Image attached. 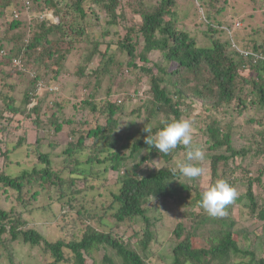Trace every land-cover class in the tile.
I'll list each match as a JSON object with an SVG mask.
<instances>
[{
  "label": "rangeland",
  "instance_id": "374dc122",
  "mask_svg": "<svg viewBox=\"0 0 264 264\" xmlns=\"http://www.w3.org/2000/svg\"><path fill=\"white\" fill-rule=\"evenodd\" d=\"M54 1L58 3L60 12L51 11L55 19V22L51 21V23L59 26L63 22V35L61 32L47 35V38L53 42L52 45H44L38 48L36 53L31 51L32 56L25 55V67L23 61L22 67L15 65L14 60L19 57L14 58L13 65L0 57L2 62L0 64V115L3 114L0 122L6 128L0 131V174L6 172L16 175L22 169H32L34 165L44 166L38 159L37 142L39 141L40 151L50 154L55 170L69 168L66 172L69 173L70 169L72 171L76 165L88 170L87 160L91 152L89 148L93 145L91 139H86L87 148L84 153L77 155L79 164L68 162L69 156L64 155V151L68 143L73 140L72 131H78L81 128L80 131H87L96 126L97 117L85 104L92 95L96 103L102 105L119 99L123 102L124 109L116 116L117 135L129 134L133 138H140L145 127L156 128L166 119L164 113H158L150 118L148 111L149 103L152 101L150 76L140 69L129 66L130 60L126 52L119 48L128 30L133 28L138 31L141 26L138 11L158 6L161 0H119L117 14L121 17L116 25L110 23L112 19L106 11V5L110 3V0H96L93 4H86V17L76 11L77 0ZM39 2L36 4L35 15L38 14V9L45 6L47 0ZM13 11L14 9L4 11L0 8V46L16 54L17 47L25 43L29 33L24 25L21 29L13 31L10 29L14 22ZM173 11H175L173 17L177 21V28L187 31L199 47L211 46L210 38L212 37L219 39L223 44H227L228 54L235 55L238 52L243 55L244 63L240 70L243 76L248 78L257 76V73L249 66V57L251 54L255 58L264 57L261 54V52L264 53V0H176ZM25 17L28 18V16ZM210 25L217 30L215 34L210 33ZM40 28L41 24L36 22L30 30V36L40 32ZM75 30H81L82 34H76ZM133 41H138L137 50L138 53L141 52L145 45L143 37L140 34L133 35ZM56 44L58 48L54 47V50L58 53L46 56L48 47ZM97 45V53L90 60V54L96 50ZM255 46L262 47L259 49L260 53H254ZM5 53L2 51L1 55ZM43 53L44 57L38 60L37 57ZM164 56L163 52L152 51L148 54L149 64L142 62L139 58L136 63L139 66L152 68L156 73L157 68L154 65L163 64ZM82 69L85 71L83 77L77 75ZM37 75L44 78L47 84L45 87L37 86L34 80ZM250 91L252 87L248 85L243 95L249 100L247 102L249 105L241 113L236 110L234 102L215 112L207 109L208 107L199 100H185V104L182 105L185 111L182 119L190 121L193 144L202 147L205 153L202 161L193 163L202 167L204 172L197 178L181 175L179 181L193 187L190 200L195 197L197 189L205 191L211 186L212 156L220 153L226 156L231 155L226 152V148L218 153L211 151L206 130L213 121H218L224 127L230 125L233 147L239 151L249 150L247 155L231 157L228 162L222 160L219 166L220 172L224 173L226 179H231L235 183L234 188L237 192V197L231 202L233 207L231 219L236 223L233 228L234 238L242 248L255 252L256 259H261L264 258V221L259 220L257 215H252L249 201L246 199L240 203L237 201L238 198H243L247 194L249 183H252L259 203L258 211L264 208V155L260 153L261 139L256 137L257 131L262 129L259 122H264V111H260L250 103L255 100L254 96H249ZM27 93L34 96L35 104L39 103V107L34 111L30 108L33 105L36 106L35 104L30 106L24 104ZM11 97L15 98L16 106L24 111L26 109L31 111V114L10 113L6 109V103ZM100 109L99 107L98 110ZM56 118L61 123L64 121L72 123H65L62 131L56 133L52 123ZM106 120L107 116H102L101 122L105 123ZM253 120L258 123H253ZM82 121H89V125L83 126L80 123ZM52 145H57V149H54ZM182 147L184 149H180L179 152L174 149L168 153L173 157L171 162L157 158L141 164L143 172L159 170L163 166L174 168L177 161L186 159L187 149ZM124 154L129 156L130 152L125 151ZM141 158L128 160L122 169L123 173L121 171L118 174L107 170L106 175L100 180H92L99 186L98 190L101 193H98L106 198L111 191H117L118 182L122 176H126L135 164H139ZM98 169L102 172L105 168L100 165ZM98 193L95 196L96 201L91 202L88 210L95 209L102 214V199ZM186 194L188 193H184L183 197ZM26 201L28 202L27 196L24 195L20 199L15 191L0 185L1 209L27 221L29 225L26 228H35L50 241L71 240L74 235L79 237L84 232L85 224L81 221L78 222V228L76 227V230L74 228L77 219L74 211H71L68 216L65 215L70 210L66 201L52 200L45 193H41L37 202H30L29 207L25 205ZM181 201L183 200L151 201L155 240L147 253L141 251L138 246V241L143 236V229L139 224L129 223L127 227H115L114 237L130 245L131 248L137 249L145 258L146 264H172V251L176 244L174 232L177 225L183 223L189 227L192 222L191 213L205 211L199 204L192 207L190 202ZM187 205L191 208H187ZM136 233L138 235H135ZM220 240V236H207L195 240L194 247L212 248ZM4 242V245H0V264H47L41 247H32L21 241L12 243L5 240ZM105 254L113 257L116 264H123L122 259L112 249H101L94 253L92 258H88V263L104 264ZM248 259L249 257L246 260Z\"/></svg>",
  "mask_w": 264,
  "mask_h": 264
},
{
  "label": "trees",
  "instance_id": "16d2710c",
  "mask_svg": "<svg viewBox=\"0 0 264 264\" xmlns=\"http://www.w3.org/2000/svg\"><path fill=\"white\" fill-rule=\"evenodd\" d=\"M29 1L32 6L31 11L36 14V4L40 3V0ZM95 2L96 0H77L75 3L76 11L86 17V4ZM118 3L119 0H110V3L106 5V11L112 19L110 21L112 25L120 22L121 16L117 14ZM175 5L176 0H161L158 6L139 10L141 26L138 31L130 28L119 46L121 51L126 52L130 60L129 66L140 69L144 74L150 76L152 92V101L148 107L150 118L155 117L158 113H164L165 121L171 122L182 119L185 114L182 105L187 99L199 100L208 107L207 109L215 112L234 102L237 107L236 110L241 113L249 105L247 104L249 100L243 95L248 85L252 87L249 96L255 97V100L250 103L254 104L260 111H264V57L255 58L251 54L249 66L252 71L257 73V76L252 78L243 76L240 73L244 63L243 55L238 52L235 55L228 54L227 44H223L222 41L214 37L210 38L211 46L199 47L196 40L187 31L177 28V21L173 17ZM0 8L4 11L14 9L20 14L18 19L13 17L14 22L10 26L12 31L21 29L24 25L29 33L25 43L17 47L16 54H12L10 50L7 51L0 46V57L12 65L14 58L19 57L25 67V55L32 56L31 51L36 53L38 48L44 45H52L53 42L47 38V35L55 32H61L63 35V22L58 26L39 17L28 20L25 17L27 13L24 6L19 1L0 0ZM51 11L60 12L59 5L54 0H47L45 6L38 9L37 15ZM36 22L41 24L40 32L30 36V30ZM209 31L214 34L217 32L211 25ZM75 32L82 34L81 30H75ZM138 34L143 37L145 42L143 50L139 53L137 50L138 41H133V35L138 36ZM54 47L58 48V45L48 47L46 56H53L58 53ZM260 48L262 47L255 46L254 53H260ZM95 49L90 54V60L96 55L98 45ZM2 51L6 53L1 55ZM152 51L165 53L163 64L154 65L157 68L156 73L152 68L139 66L136 63L137 58H139L142 62L149 64L148 54ZM261 54L264 55L262 52ZM43 57L44 53L39 55L37 59L40 60ZM84 72L82 69L77 75L83 77ZM34 80L38 85L39 83H45L44 87L47 85L41 75L35 76ZM33 98L34 96L32 97L30 93H27L24 104L26 106L35 104ZM85 104L96 115L97 124L87 131H80L82 128L78 131H72L73 140L66 146L64 155L69 156L68 162L78 163L77 155L84 153L87 148L85 141L87 138L91 139L93 145L89 148L91 152L87 160L88 170L81 169L78 165L72 171L70 169L69 173H66L69 168L55 170L50 154L40 151L39 141L37 142L38 159L44 166L34 165L32 169H22L16 175L6 172L0 174L2 187L15 191L20 199L24 195L28 197V202H25L26 206L30 205V202H37L41 193L47 194L52 200L66 201L70 210L65 215L68 216L71 211H74L77 215V219L75 218L77 223L75 221L74 228L76 230L79 225L78 222L81 221L85 224L84 232L79 237L74 235L71 240L50 241L35 228H26L29 223L20 216H12L10 212L0 207V245H4V241L9 240L12 243L21 241L32 247L39 246L43 250L47 264H89L88 258H92L94 253L101 249H112L122 259L123 264H146L145 258L137 249L131 248L130 245L124 244L114 237L115 227H127L129 223L139 224L143 229V236L138 241V246L141 251L147 253L155 240L154 224L151 218L153 210L151 201L178 202L183 200L181 202H190L192 207L199 204L202 208L200 201L204 191L197 189L195 197L190 200V192L194 190L193 187L180 182L181 174L177 171L173 175L171 171L173 167L163 166L159 170L143 172L141 164L154 161L157 158L171 162L173 157L169 154L158 153L155 149H149V146L145 144L147 133L144 130L140 138H133L129 134L117 135L116 116L124 109V104L120 99L102 105L96 103L92 95ZM35 105L30 109L36 110L39 103ZM99 107L101 108L100 111L98 110ZM6 109L14 115L17 113L24 114V112H28L27 115L31 114V111L27 109L24 111L16 106V100L13 97L9 98L8 103H6ZM104 115L107 116V120L102 123L101 119ZM2 116L3 114L0 115V121ZM252 122L258 123L256 120ZM52 123L55 132L60 133L65 123L71 124L72 122L64 121L61 123L56 118ZM80 123L83 126L89 125V121ZM259 125L262 129L257 131L256 137L261 139L262 150L260 153L264 155V122H259ZM161 126L160 124L153 128V132ZM4 129L6 128L0 122V131ZM206 131L211 151L218 153L226 148V152L231 155L226 156L220 153L212 156L211 186L217 180H224L234 187L235 183L231 179H226L224 173L220 172V162L222 160L228 162L231 157L247 155L249 150L239 151L233 147L230 125L224 127L218 121H213L208 125ZM52 147L57 149V145H52ZM180 149L184 148L178 146L176 152H179ZM125 151L130 152L129 156L124 154ZM137 157L141 158V162L135 164L126 176H122L118 182L119 189L117 191H111L106 198L103 194H99L101 193L98 190L99 186L92 180H100L102 176L106 175L107 170L119 174L128 160ZM100 165L105 168L102 172L98 169ZM97 193L102 199V214L95 209L88 210L91 202L96 201ZM184 193L188 194L183 197ZM243 199L250 202L249 207L252 215L255 214L259 220L264 221V208L258 211L259 203L252 183H249L247 194L243 198H238L237 201L240 203ZM190 206L187 205V208H191ZM232 210L233 207L230 203L226 206V215L222 217H213L206 211L199 213L193 211L191 213L192 222L189 227L183 223L178 224L174 232L176 244L172 251V264H264V258L256 259L255 252L242 248L234 238L233 228L236 223L231 219ZM28 212L32 214L30 210ZM105 220L109 221L106 222ZM207 236H220L221 240L212 248L194 247L195 240ZM248 257L249 259L246 260ZM237 259L239 261H236ZM103 263L116 264L113 257L108 254L104 255Z\"/></svg>",
  "mask_w": 264,
  "mask_h": 264
},
{
  "label": "clouds",
  "instance_id": "9594fccd",
  "mask_svg": "<svg viewBox=\"0 0 264 264\" xmlns=\"http://www.w3.org/2000/svg\"><path fill=\"white\" fill-rule=\"evenodd\" d=\"M161 127L153 132L152 128L145 127L147 133L145 144L149 149H155L158 153L168 154L170 151L182 145L187 149L185 160L177 161L171 170L175 175L178 170L187 178H197L203 175L204 169L196 163L205 157L202 147L193 144L192 125L185 119L161 121ZM237 197L235 188L224 180H217L202 193L201 207L213 217L226 215L228 206Z\"/></svg>",
  "mask_w": 264,
  "mask_h": 264
},
{
  "label": "built area",
  "instance_id": "2783aa9c",
  "mask_svg": "<svg viewBox=\"0 0 264 264\" xmlns=\"http://www.w3.org/2000/svg\"><path fill=\"white\" fill-rule=\"evenodd\" d=\"M15 1H19L23 4L24 6V9L27 13V16H28V20H32L33 18H37L39 17L40 19H46V20H49V21H54L55 22V19H54V13L53 12H48V13H44V14H41V15H35L32 11H31V2L29 0H15ZM13 17L14 19H18L20 17V14L17 12V11H14L13 13ZM15 62V65L16 66H19L21 67V60L19 59H15L14 60ZM39 88H42L44 87V84L43 83H39Z\"/></svg>",
  "mask_w": 264,
  "mask_h": 264
}]
</instances>
